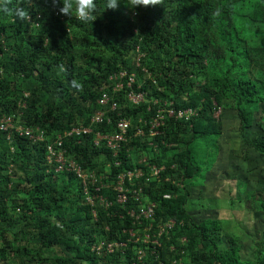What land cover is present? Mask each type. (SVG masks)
I'll return each instance as SVG.
<instances>
[{
  "label": "trees",
  "instance_id": "16d2710c",
  "mask_svg": "<svg viewBox=\"0 0 264 264\" xmlns=\"http://www.w3.org/2000/svg\"><path fill=\"white\" fill-rule=\"evenodd\" d=\"M105 2L96 0L92 24L60 14L62 4L54 6L51 0H12L9 8H28L29 22L0 12V115L22 111L20 124L46 133L44 141L33 142L16 133L8 140L0 131V264L135 261L134 249L142 242H130L125 253L92 251L98 240L127 239L122 229L132 221L108 215L99 204L95 220L77 177L57 172L47 159V145L57 135L90 125L103 108L98 103L102 88L117 102L108 114L112 124L96 125L103 130L128 118L132 133L139 126L149 131L144 122L166 101L177 110L198 109L190 121L166 116L160 135L133 138L119 154L123 165L117 168L112 162L116 174L140 167L137 159L145 154L150 163L165 167L163 176H170L167 183L154 180L146 191L157 204L156 223L175 219L178 224L161 239L159 256L148 252L145 264H173L180 257L185 264H264V186L249 187L252 169L238 163L229 177L235 201L263 223L252 258H245L238 237L226 232L221 218L199 217L187 209L194 187L204 183L220 158L224 112L235 113L243 145L264 159V134L250 140L247 136L258 122L264 128V0H162L136 8L119 0L114 10H105ZM61 64L66 74H58ZM120 71L134 73L133 88L147 92L140 105L127 98L129 76L113 93L116 80L111 76ZM93 138L67 139L63 147L86 170L101 171L113 158ZM209 155L215 158L207 166ZM102 193L112 195L108 189Z\"/></svg>",
  "mask_w": 264,
  "mask_h": 264
},
{
  "label": "built area",
  "instance_id": "2783aa9c",
  "mask_svg": "<svg viewBox=\"0 0 264 264\" xmlns=\"http://www.w3.org/2000/svg\"><path fill=\"white\" fill-rule=\"evenodd\" d=\"M137 13L134 12V15ZM142 57V54L139 58ZM138 58V59H139ZM146 70V69H144ZM129 76L127 86L130 90L127 92L128 100L134 105H140L146 100L147 92L144 90L136 91L133 88L136 83V76L134 73L128 75L126 71H120L111 76V80H116L112 87L113 93L120 91L126 82L122 79ZM142 85H138V89H141ZM103 92L98 99V103L103 108L99 110L90 120L88 126H78L71 130L65 131L56 136L55 140L47 145V159L50 164H55V170L57 172L66 171L73 173L82 184L83 193L86 197V202L90 204L92 208L93 218L97 220L99 210L97 204L107 211L110 216H119V218L128 217L132 221V226L122 229V233L127 234V239L120 240H98V243L92 245V251L103 254H113L117 251L125 253L128 244L143 243L135 247L133 261L131 264H145L148 252L151 255L159 256L160 249L162 248L161 239L168 236L177 227V221L175 219H168L160 223H156V210L157 204L151 201V194L146 191L147 187H151V183L157 180L160 183H167L170 181V176H163L165 167L159 166L155 163H150L148 157L142 154L137 162L140 167L134 169H124L123 171L114 174L112 170V162L114 166L119 168L123 165V162L119 160V154L121 150L128 144L133 138L149 137L160 135L159 128L165 125V118L173 117L175 119L190 121L193 117L198 115V109L191 106L177 110L173 106V102L166 101L164 107H161L156 112V115L150 120L145 121V127L149 128L146 131L143 126H139L134 133L131 132L132 122L128 118H120L115 121V127L113 129L103 130L97 128L96 125H103L105 122L112 124V119L108 114L111 111H115L117 108V102L114 101L110 92L101 89ZM27 97L28 94L25 93ZM157 103V101H155ZM25 102L21 101L19 107H25ZM222 109H218L215 113V117H220ZM23 117V112H13L11 114L0 115V131L7 134L8 140H11L13 133L19 136L27 137L33 142L44 141L46 133L44 130L33 127H27L20 124V119ZM142 119L140 122L142 123ZM93 135V143L96 147L104 148L112 155V161L106 163L103 170H86L76 160L67 156L66 149L63 147L64 141L67 139L75 138L79 139L84 136ZM129 153L130 151L127 150ZM133 159H136L133 157ZM110 178L114 180L110 181ZM103 189L112 191V195H104ZM120 205L121 210L116 209L115 205ZM123 210L125 212H123ZM108 230L109 228L106 227ZM186 241L185 238L182 239ZM174 248H172L173 250ZM110 264H116L111 262ZM126 264V263H121ZM160 264H164L161 262ZM173 264H185L184 260L180 257L173 261Z\"/></svg>",
  "mask_w": 264,
  "mask_h": 264
},
{
  "label": "rangeland",
  "instance_id": "374dc122",
  "mask_svg": "<svg viewBox=\"0 0 264 264\" xmlns=\"http://www.w3.org/2000/svg\"><path fill=\"white\" fill-rule=\"evenodd\" d=\"M262 107L264 108V105ZM221 121L223 132L218 139V144L221 147L220 158L212 170L206 174L204 183L194 187L187 209L199 217L217 215L216 217L221 218L226 232L238 237L243 246L244 256L249 259L252 258L255 239L262 236L263 223L257 215L247 212L242 205L235 201L236 188L235 184L231 183L234 180H230L229 177L235 173L237 164L243 163L247 169H252V171H248L251 176L249 187H263L264 159L247 143L243 145L238 131L239 119L235 113L226 114L224 112ZM261 133L264 134V128L260 129L258 122L254 131L247 136L250 140L260 137ZM246 157L248 160L245 159ZM214 158L215 156L209 155L205 161L206 165L209 166ZM233 200L235 203L232 202Z\"/></svg>",
  "mask_w": 264,
  "mask_h": 264
},
{
  "label": "clouds",
  "instance_id": "9594fccd",
  "mask_svg": "<svg viewBox=\"0 0 264 264\" xmlns=\"http://www.w3.org/2000/svg\"><path fill=\"white\" fill-rule=\"evenodd\" d=\"M51 2L54 6L58 3L62 4V7L59 8V12L64 16H75L76 19L80 20L81 22L91 24L97 19L96 0H51ZM11 3L12 0H0V12L12 16L15 20L21 22H29L31 20V14L27 7L16 6L9 8L8 5ZM24 3L31 4L32 0H24ZM128 4L132 8H136L138 6L149 7L162 4V0H128ZM118 6L119 0H106L105 2V10H114L118 8ZM58 69V74L67 73V67L64 64L59 65ZM72 84L78 90L82 89L83 87V85L76 80H73Z\"/></svg>",
  "mask_w": 264,
  "mask_h": 264
}]
</instances>
